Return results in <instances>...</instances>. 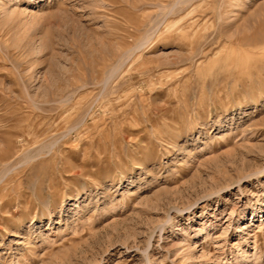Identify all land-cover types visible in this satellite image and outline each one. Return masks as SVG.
<instances>
[{
	"label": "rangeland",
	"instance_id": "obj_1",
	"mask_svg": "<svg viewBox=\"0 0 264 264\" xmlns=\"http://www.w3.org/2000/svg\"><path fill=\"white\" fill-rule=\"evenodd\" d=\"M0 264H264V0H0Z\"/></svg>",
	"mask_w": 264,
	"mask_h": 264
}]
</instances>
